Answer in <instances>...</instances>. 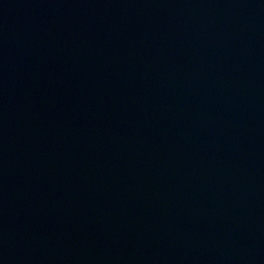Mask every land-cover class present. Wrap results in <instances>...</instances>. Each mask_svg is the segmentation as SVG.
I'll return each mask as SVG.
<instances>
[{"label": "water", "instance_id": "obj_1", "mask_svg": "<svg viewBox=\"0 0 264 264\" xmlns=\"http://www.w3.org/2000/svg\"><path fill=\"white\" fill-rule=\"evenodd\" d=\"M0 264H264V0H0Z\"/></svg>", "mask_w": 264, "mask_h": 264}]
</instances>
